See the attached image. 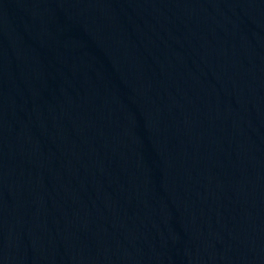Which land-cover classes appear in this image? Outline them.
<instances>
[{"label": "water", "instance_id": "water-1", "mask_svg": "<svg viewBox=\"0 0 264 264\" xmlns=\"http://www.w3.org/2000/svg\"><path fill=\"white\" fill-rule=\"evenodd\" d=\"M0 264H264V0H0Z\"/></svg>", "mask_w": 264, "mask_h": 264}]
</instances>
